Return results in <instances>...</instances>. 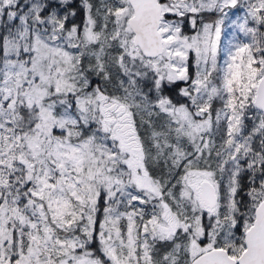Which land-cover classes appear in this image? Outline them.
I'll use <instances>...</instances> for the list:
<instances>
[{
	"label": "snow or ice",
	"instance_id": "6c2138e0",
	"mask_svg": "<svg viewBox=\"0 0 264 264\" xmlns=\"http://www.w3.org/2000/svg\"><path fill=\"white\" fill-rule=\"evenodd\" d=\"M0 264H264V0H0Z\"/></svg>",
	"mask_w": 264,
	"mask_h": 264
}]
</instances>
